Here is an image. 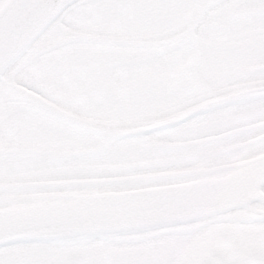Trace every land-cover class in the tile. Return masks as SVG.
<instances>
[{"label": "snow or ice", "instance_id": "6c2138e0", "mask_svg": "<svg viewBox=\"0 0 264 264\" xmlns=\"http://www.w3.org/2000/svg\"><path fill=\"white\" fill-rule=\"evenodd\" d=\"M0 264H264V0H0Z\"/></svg>", "mask_w": 264, "mask_h": 264}]
</instances>
